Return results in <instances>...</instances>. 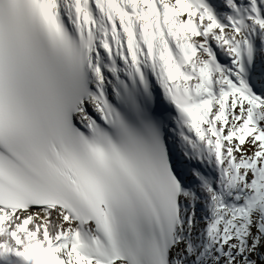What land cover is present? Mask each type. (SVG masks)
Listing matches in <instances>:
<instances>
[{
	"label": "snow or ice",
	"instance_id": "6c2138e0",
	"mask_svg": "<svg viewBox=\"0 0 264 264\" xmlns=\"http://www.w3.org/2000/svg\"><path fill=\"white\" fill-rule=\"evenodd\" d=\"M0 264H264V0H0Z\"/></svg>",
	"mask_w": 264,
	"mask_h": 264
}]
</instances>
